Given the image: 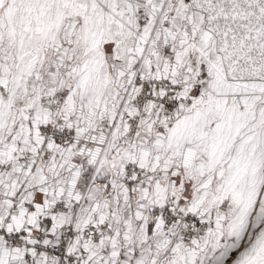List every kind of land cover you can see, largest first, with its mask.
<instances>
[{
  "label": "snow or ice",
  "instance_id": "obj_1",
  "mask_svg": "<svg viewBox=\"0 0 264 264\" xmlns=\"http://www.w3.org/2000/svg\"><path fill=\"white\" fill-rule=\"evenodd\" d=\"M0 264H264V0H0Z\"/></svg>",
  "mask_w": 264,
  "mask_h": 264
}]
</instances>
